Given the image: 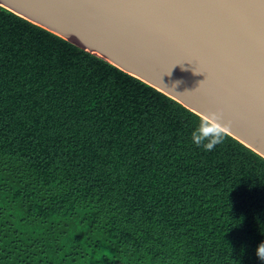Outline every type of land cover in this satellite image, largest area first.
Here are the masks:
<instances>
[{
	"label": "trees",
	"instance_id": "1",
	"mask_svg": "<svg viewBox=\"0 0 264 264\" xmlns=\"http://www.w3.org/2000/svg\"><path fill=\"white\" fill-rule=\"evenodd\" d=\"M0 5V264H264V156Z\"/></svg>",
	"mask_w": 264,
	"mask_h": 264
},
{
	"label": "water",
	"instance_id": "2",
	"mask_svg": "<svg viewBox=\"0 0 264 264\" xmlns=\"http://www.w3.org/2000/svg\"><path fill=\"white\" fill-rule=\"evenodd\" d=\"M264 156V0H0Z\"/></svg>",
	"mask_w": 264,
	"mask_h": 264
},
{
	"label": "clouds",
	"instance_id": "3",
	"mask_svg": "<svg viewBox=\"0 0 264 264\" xmlns=\"http://www.w3.org/2000/svg\"><path fill=\"white\" fill-rule=\"evenodd\" d=\"M221 120L222 115L216 111L199 117L191 130V143L207 152H211L217 145L224 143L226 126L221 123ZM257 255L264 260V244L257 248Z\"/></svg>",
	"mask_w": 264,
	"mask_h": 264
}]
</instances>
